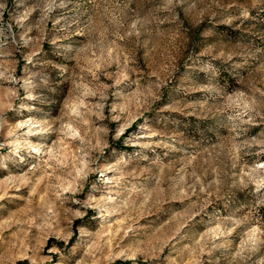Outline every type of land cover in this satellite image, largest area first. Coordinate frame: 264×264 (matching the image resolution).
<instances>
[{"label": "rangeland", "instance_id": "obj_1", "mask_svg": "<svg viewBox=\"0 0 264 264\" xmlns=\"http://www.w3.org/2000/svg\"><path fill=\"white\" fill-rule=\"evenodd\" d=\"M0 264H264V0H0Z\"/></svg>", "mask_w": 264, "mask_h": 264}]
</instances>
